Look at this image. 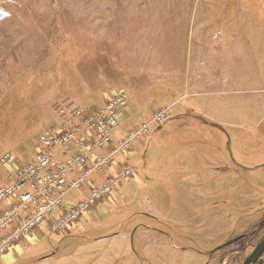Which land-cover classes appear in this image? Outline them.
<instances>
[{
  "label": "rangeland",
  "instance_id": "rangeland-1",
  "mask_svg": "<svg viewBox=\"0 0 264 264\" xmlns=\"http://www.w3.org/2000/svg\"><path fill=\"white\" fill-rule=\"evenodd\" d=\"M121 94L97 156L150 130L0 264H243L264 238V0H0V158H14L0 185L62 125L57 108L96 112Z\"/></svg>",
  "mask_w": 264,
  "mask_h": 264
},
{
  "label": "built area",
  "instance_id": "built-area-1",
  "mask_svg": "<svg viewBox=\"0 0 264 264\" xmlns=\"http://www.w3.org/2000/svg\"><path fill=\"white\" fill-rule=\"evenodd\" d=\"M127 103V95L121 94L96 112L85 111L76 104L57 108L62 125L45 130L40 136L41 146L35 160L9 172L6 182L0 185V204L10 203V208L0 213V237H3L0 256L6 246L22 240L60 209L67 195L80 190L90 174L113 165L116 157L126 153L139 133L150 130V124L145 125L108 154L97 156L98 150L113 144V135L119 128V119ZM164 116L165 111L156 120ZM13 160L11 153L5 154L0 158V167L12 164ZM77 172L81 175L78 179L74 176ZM129 173L130 170L122 169L115 177H110L101 189L92 191L90 198L65 213L55 229L77 221L82 213L108 197L115 184Z\"/></svg>",
  "mask_w": 264,
  "mask_h": 264
},
{
  "label": "water",
  "instance_id": "water-1",
  "mask_svg": "<svg viewBox=\"0 0 264 264\" xmlns=\"http://www.w3.org/2000/svg\"><path fill=\"white\" fill-rule=\"evenodd\" d=\"M234 241H229L220 248H225L233 244ZM264 256V238L261 242L255 247L251 255L245 260L243 264H258Z\"/></svg>",
  "mask_w": 264,
  "mask_h": 264
},
{
  "label": "crops",
  "instance_id": "crops-1",
  "mask_svg": "<svg viewBox=\"0 0 264 264\" xmlns=\"http://www.w3.org/2000/svg\"><path fill=\"white\" fill-rule=\"evenodd\" d=\"M31 239V238H30Z\"/></svg>",
  "mask_w": 264,
  "mask_h": 264
}]
</instances>
